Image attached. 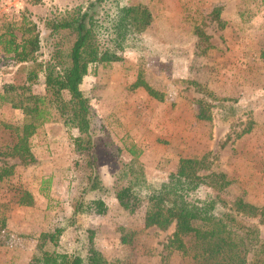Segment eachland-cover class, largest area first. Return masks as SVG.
I'll use <instances>...</instances> for the list:
<instances>
[{"label": "rangeland", "instance_id": "obj_1", "mask_svg": "<svg viewBox=\"0 0 264 264\" xmlns=\"http://www.w3.org/2000/svg\"><path fill=\"white\" fill-rule=\"evenodd\" d=\"M90 2V13L103 23L104 15L120 5H139L147 9L149 24L119 59L89 65L81 88L91 105L90 149L76 151V128L54 114L30 137L33 160L23 164L5 157L14 166L12 175L0 181L7 214L0 230V264L42 263L45 254L37 238L70 214L86 183L90 151L109 195L103 212L76 220L93 228L102 256L115 264H182L178 252L167 253L163 246L173 224L145 227L146 200L130 210L113 190L129 178L127 148L134 143L140 149L134 169L141 165L151 184L166 179L182 158H203L207 172L222 171L232 180L219 192L222 197L264 204V0H0V31L9 21L18 25L25 14L41 32L37 58L43 62L50 41L59 37L48 34L45 18L56 9H85ZM216 7H221L222 24L214 16ZM196 25L207 40H199ZM29 64L15 62L0 45V88L6 81L23 83ZM139 78L155 94L134 84ZM43 80L38 71L34 92L44 91ZM202 107L211 119L198 117ZM22 119L21 109L0 105V148L12 139L2 123ZM208 188L201 185L196 193L204 196ZM19 189L33 195V204L16 202ZM75 237L74 226L63 231L62 259Z\"/></svg>", "mask_w": 264, "mask_h": 264}, {"label": "trees", "instance_id": "obj_2", "mask_svg": "<svg viewBox=\"0 0 264 264\" xmlns=\"http://www.w3.org/2000/svg\"><path fill=\"white\" fill-rule=\"evenodd\" d=\"M94 2L83 9L80 6L54 10L45 18L44 25L50 36L51 50L45 61H38L41 32L37 24L25 14L18 25L9 21L0 31V45L4 53L15 62H30L25 71V81L3 82L0 88V105L10 103L23 112L19 123L3 122L10 131L11 142L0 148V181L13 173V163L5 157H16L21 163L33 160L30 137L36 129L57 114L62 123L74 127L73 147L83 151L92 147V131L89 116V97L81 88V82L89 71V65L120 58L126 46H132L139 33L149 24L147 9L139 5H120L113 13L102 18L90 13ZM220 8L214 16L221 24ZM45 29V34H46ZM199 40L209 37L196 25ZM68 42H67V41ZM264 56V49L261 51ZM38 71L44 75V91L34 92L33 83ZM143 84L151 94L154 90L140 78L134 83ZM199 118L211 119L204 107L199 108ZM127 164L126 184L114 187V196L126 208L133 210L142 199L147 202L143 225L167 229L173 224L163 246L167 253H179L182 264H264V204L259 205L237 196L227 200L220 195L232 181L222 171L210 170L203 158L184 157L175 171L166 179L151 184L147 182L141 165L134 162L140 149L131 143ZM89 172L80 196L74 201L66 218L42 231L37 245L44 252L42 263L31 264H115L102 256L93 241L94 230L80 225L76 218L84 213L98 214L105 210V196L109 189L102 183L95 166V156H88ZM207 185L208 193L200 196L196 190ZM142 198V199H141ZM16 202L31 205L33 195L19 189ZM6 204L0 202V230L6 227ZM68 226L75 227L73 249L62 259L61 235Z\"/></svg>", "mask_w": 264, "mask_h": 264}]
</instances>
